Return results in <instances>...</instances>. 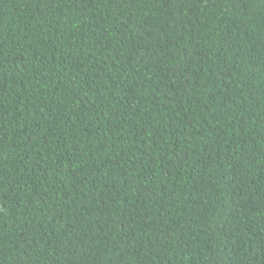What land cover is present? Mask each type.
<instances>
[{
    "label": "trees",
    "instance_id": "obj_1",
    "mask_svg": "<svg viewBox=\"0 0 264 264\" xmlns=\"http://www.w3.org/2000/svg\"><path fill=\"white\" fill-rule=\"evenodd\" d=\"M0 264H264V0H0Z\"/></svg>",
    "mask_w": 264,
    "mask_h": 264
}]
</instances>
